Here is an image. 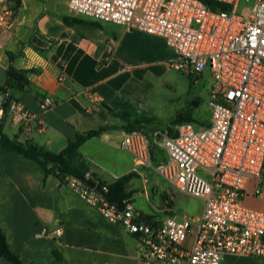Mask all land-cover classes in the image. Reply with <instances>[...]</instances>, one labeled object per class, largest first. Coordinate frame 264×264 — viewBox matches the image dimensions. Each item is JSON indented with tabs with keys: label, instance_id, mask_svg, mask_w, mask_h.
I'll use <instances>...</instances> for the list:
<instances>
[{
	"label": "crops",
	"instance_id": "crops-1",
	"mask_svg": "<svg viewBox=\"0 0 264 264\" xmlns=\"http://www.w3.org/2000/svg\"><path fill=\"white\" fill-rule=\"evenodd\" d=\"M68 4L69 0L2 1L13 15L9 26L0 25V85L6 83L10 67L37 70L29 74L26 90L16 96L39 115L42 127L26 135L7 120L4 133L60 152L79 135L107 127L80 148L86 173L106 183L133 174L127 184L128 201L145 218L164 220L173 211L193 216L178 212L179 192L152 167L138 166L136 157L121 147L128 128L150 137L156 131L151 109L163 106L157 81L172 68L177 53L162 37L75 15ZM66 16L98 22L100 27L68 26ZM206 79L212 84L210 73L200 82ZM43 97L55 101L45 113L39 105ZM172 128L166 130L173 133ZM165 158L163 149L153 148L154 165ZM254 185V181L248 185V202L264 212V198L253 195ZM0 225L13 252L26 264H138L134 235L108 221L69 184L46 175L35 161L3 149ZM59 229L61 236L55 235ZM0 264L11 263L0 253ZM224 264H264V259L227 255Z\"/></svg>",
	"mask_w": 264,
	"mask_h": 264
},
{
	"label": "built area",
	"instance_id": "built-area-1",
	"mask_svg": "<svg viewBox=\"0 0 264 264\" xmlns=\"http://www.w3.org/2000/svg\"><path fill=\"white\" fill-rule=\"evenodd\" d=\"M2 1L0 25L9 26L13 13ZM216 1L229 10L213 11L201 0H69L75 15L162 37L177 53L170 66L195 84L207 73L213 79L209 123L183 122L173 133L156 130L151 137L128 131L121 143L138 166L152 167L175 191L203 201L200 215L173 211L151 220L130 201L123 208L108 202L107 187L100 193L69 179L87 204L136 237L138 264H224L227 255L264 259V212L245 206L251 181L253 195L264 198V0ZM243 4H252L247 15ZM39 105L45 113L55 101L43 97ZM7 120L26 135L42 128L39 115L0 89V135ZM154 147L166 153L156 165Z\"/></svg>",
	"mask_w": 264,
	"mask_h": 264
},
{
	"label": "trees",
	"instance_id": "trees-1",
	"mask_svg": "<svg viewBox=\"0 0 264 264\" xmlns=\"http://www.w3.org/2000/svg\"><path fill=\"white\" fill-rule=\"evenodd\" d=\"M9 2L14 0H7ZM213 11H227L229 5L221 3L216 0H201ZM63 21L68 26H75L78 24H89L96 27H100V21L86 23L83 19L76 17L66 16ZM37 72V70H17L14 67H10L7 71V81L4 85H0L1 90L11 91L14 98H17V93L25 91L29 84V74ZM183 122H194L191 114L178 115L173 121L172 126L178 125ZM107 127H102L98 130L90 131L86 134L79 135L75 141H69L66 147L60 152L48 151L43 149L32 141L22 142L19 138L11 139L4 131L0 135V149L9 152H16L27 159L35 161L45 172L46 175H55L63 184H68L69 179L73 178L84 185H88V181L94 177L91 174V178H87L85 173L88 166L82 163L80 148L89 139L102 134ZM139 130L137 128H128V131ZM133 177V174L121 177L114 183H106L96 180V185L103 188L107 187L108 192L105 198L108 202L117 205L120 208L125 206V202L131 198L130 193L127 192V184ZM0 253L1 256L11 264H26L20 256L13 252L11 249L6 234L0 225Z\"/></svg>",
	"mask_w": 264,
	"mask_h": 264
},
{
	"label": "rangeland",
	"instance_id": "rangeland-1",
	"mask_svg": "<svg viewBox=\"0 0 264 264\" xmlns=\"http://www.w3.org/2000/svg\"><path fill=\"white\" fill-rule=\"evenodd\" d=\"M252 4H243L241 14L247 15ZM156 93L163 106L151 109V123L154 129L164 131L172 126L173 120L179 115L191 114L196 125L207 124L212 115L209 90L211 80L195 84L194 81L182 72L170 68L165 76L157 81ZM174 127V126H173ZM170 191V190H167ZM178 200V212L198 216L204 206L203 201L186 194H176ZM245 198V206L258 210ZM263 212V211H261Z\"/></svg>",
	"mask_w": 264,
	"mask_h": 264
},
{
	"label": "water",
	"instance_id": "water-1",
	"mask_svg": "<svg viewBox=\"0 0 264 264\" xmlns=\"http://www.w3.org/2000/svg\"><path fill=\"white\" fill-rule=\"evenodd\" d=\"M88 186L95 188L100 193H103V189L99 186H96L95 182L92 180L88 181Z\"/></svg>",
	"mask_w": 264,
	"mask_h": 264
}]
</instances>
